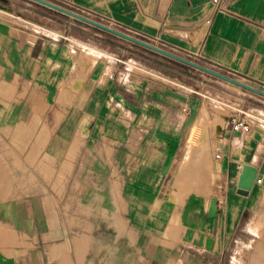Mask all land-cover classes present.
Instances as JSON below:
<instances>
[{"label": "crops", "instance_id": "0c3cea01", "mask_svg": "<svg viewBox=\"0 0 264 264\" xmlns=\"http://www.w3.org/2000/svg\"><path fill=\"white\" fill-rule=\"evenodd\" d=\"M26 1L159 59L136 61L115 46L92 47L111 60L97 59L69 110L58 93L82 65L71 57L65 29L23 19L8 9L9 0H0L1 11L7 7L17 22L0 20V68L9 71L2 80L17 78L9 107L0 94V264L229 263L235 233L261 212L264 132L255 127L241 135L223 127L216 185L205 182L182 205H164L169 167L204 96L194 84L169 86L164 79H181L164 75L168 68L160 62L213 76ZM44 1L264 92V0ZM132 64L156 77L132 73ZM85 115L88 136L76 142L71 159L64 141L78 133ZM56 150L64 156L51 157ZM190 152L181 166L190 164ZM244 165L263 179L246 196L237 188Z\"/></svg>", "mask_w": 264, "mask_h": 264}, {"label": "rangeland", "instance_id": "374dc122", "mask_svg": "<svg viewBox=\"0 0 264 264\" xmlns=\"http://www.w3.org/2000/svg\"><path fill=\"white\" fill-rule=\"evenodd\" d=\"M6 8L7 7H4V12L0 10V20L9 21V23H14V24L17 23L15 22L11 14H8V11ZM8 9L11 10V12H13L16 15L23 16L22 17L23 19H26V20L28 19L36 23L37 25H41L43 27L46 26L53 30H64L65 29L64 36L67 39H69L68 41L70 42L72 46L69 48V50L74 51L71 54V57H73L74 60L76 59L75 64H79V65L83 64V66L84 65L89 66L90 64L88 68H85L87 72H89L91 67L96 63L97 59L98 61H104V62L111 60V58L108 55L102 52H99L98 50H95L92 47L113 48V46H115L116 48L120 50L126 51L127 52L126 56L135 58L136 61L141 60V58H145L148 61H152L154 63L158 62L157 59L159 58H156V56L145 55V53L141 52L138 48H135L134 46H132L131 44L127 42H122V41L120 42L118 40H117L118 42L114 41L111 38H109V36L101 32H96L92 28H87L86 26L83 27V25H81L77 20H74L67 16L56 14L54 12H50L38 6H34L30 4L29 2H27L26 0H9ZM26 24L22 23L21 25L27 26ZM88 55L93 56L94 58L93 61H90V58H88L87 60L86 57ZM162 63L165 67L168 68L167 70L161 69L164 75L171 76L174 78L178 77L179 79H181L180 83L175 82V81H168L164 79V81L169 86L171 85L175 88H178L179 90H186V87H185L186 85H182L183 83L189 84V85L194 84L195 92L204 96V101L199 111H197L196 113L193 126L190 128L188 135H186L185 139L183 140L180 157H176L169 167L170 169L168 172L167 184H168V188L170 192H168L164 198V205H175V204L182 205L184 203L185 197L187 196L189 192H193L196 189L198 190L200 188V185L203 186L205 182L210 183L214 187L217 183L216 180L220 178V174H219V176L215 177L216 179H214L213 180L214 182H213L209 179V176H208L209 174H207L206 172V170L210 171L211 173L213 172V167L216 164L215 155L217 154V150L221 147L220 144H218V141H219L218 136L220 135L221 131L219 133H216L215 125L216 124L221 125V128L223 129V127H225L227 123L225 117L232 116L234 113H237V112L242 113L241 115L243 116V114H245V112L248 110H254V109L261 110L260 108L264 109V99L259 98L253 93L247 90L241 89L240 87L235 86L231 83L225 82L223 80H220L214 77H210L208 75H204L199 71H196V70L187 71L169 62L168 63L166 62L164 63V61L160 62V64ZM147 66L150 67V65H147ZM84 67L81 68V70L79 71H77V69L72 70V73L80 74V72L84 70ZM131 71L132 73H138V74L142 73L144 75L145 74L148 75L149 77L150 76L156 77L154 73H150L144 69H141L139 65L132 64ZM7 72L9 71H3L0 68V94L7 99L6 106L9 107V103L14 99L13 96L15 94L17 78H15L14 81L12 82L2 80L6 77L5 75L7 74ZM78 74L76 77H72L68 79V81L62 85L58 93L57 99L59 103H64L65 101H68L69 110L74 109L72 107V104L70 105V103L73 101L75 97L72 99L73 96H69L67 90L71 87V85L69 84H73V82L78 80V78H83L81 74L80 75ZM84 78L86 80L87 75ZM231 79L244 84V82L241 79H238V78H231ZM66 95L69 99H66L65 97ZM263 113L264 112H261V115H264ZM86 117L88 116L85 115L81 119L79 124ZM35 120L37 121L38 118L36 117ZM68 123H69V126H75L76 125L75 118L71 120V118L69 117ZM197 129H198V132H197L198 134L191 133L192 131L197 130ZM190 133H191V136H190ZM52 136H53L52 141L59 143L60 141L59 138L55 139L54 135ZM85 138L81 136L79 131L77 134H74V135H72V133H68L66 135V139L64 138L65 139L64 142L69 144V146L71 145L70 146L71 148L69 150V157H71V159L74 158V153H75L74 150L76 147V142H78L79 140H84ZM191 138H193L192 143H191V149H190V151H192V155H193V151L195 152V150L200 151L199 154L196 155L197 158L198 156L202 155V150L208 153L206 154V157H204V160L206 158V160H208V163L206 165H203V164L198 165L197 168L199 169L196 170L195 172L191 170V168L194 169L193 163L195 161V158L193 157L190 161L191 163L189 164L190 166L189 165L181 166V164H183L185 160L187 159V156H188L187 153L189 149V140ZM46 140L47 138L43 139V142H46ZM199 146H201V148ZM63 156H64V152L60 150L53 151L51 154V157H53L54 159L61 158ZM185 168H187L188 170L185 171ZM188 180H190L189 184L187 183ZM189 185L190 187L195 186V188L193 190L188 189ZM175 188H181L180 190L182 189L183 190L182 192H180L179 190L178 193H175L174 195H172L173 190ZM257 204H258L257 206L260 207L259 210H261V212L255 213L254 216L246 224L245 231L247 234L245 233V231H240V230H238L235 233L233 237V240H235V244H233L232 259L227 264H235L234 263L235 261L233 260H237V261L239 260V263L242 262L245 264L252 257H255L256 259H259V260L264 259V255L258 249H255L260 244L264 245V238L258 237L251 229V228L256 229L259 226H261L263 223L264 195L262 196V199ZM248 216L250 218L252 215L249 214ZM173 220L177 221L176 214H173ZM247 241H248V246L246 247L244 246V244L247 243ZM243 247H246V248H243ZM256 255H258L259 257H257ZM261 262L262 264H264V261H255V264H261Z\"/></svg>", "mask_w": 264, "mask_h": 264}, {"label": "water", "instance_id": "95a60500", "mask_svg": "<svg viewBox=\"0 0 264 264\" xmlns=\"http://www.w3.org/2000/svg\"><path fill=\"white\" fill-rule=\"evenodd\" d=\"M32 1L37 2L39 4H42L44 6H47V7L51 8V9H54V10L59 11L61 13H64V14H66V15H68L70 17H73L75 19L81 20V21H83L85 23H88V24H90L92 26H95V27H97L99 29L108 31V32H110V33H112V34H114L116 36H119V37H121V38H123V39H125V40H127L129 42H132L134 44H137V45H140L142 47H145V48H147V49H149L151 51H154L155 53H158L160 55L168 57V58H170L172 60H175V61H178V62H182V63H186V64H188V65H190V66H192V67H194V68H196V69H198L200 71H203V72H205V73H207V74H209V75H211L213 77H216V78H218L220 80H223L225 82L231 83V84H233L235 86L240 87L241 89L247 90V91H249V92H251L253 94H256V95L264 98V92H262L260 90H257L255 88L249 86V85L240 83V82L235 81V80H233V79H231V78H229L227 76L221 75V74H219L217 72H214V71L205 69L203 67H200V66H198L196 64H192L190 62H187V61L179 58L178 56H176V55H174L172 53H169V52L164 51L162 49H159V48H156L154 46H151V45H149V44H147L145 42H142V41H140L138 39H135V38L130 37L128 35H125L123 33L114 31V30H112L110 28H107V27L101 25V24L93 22V21H91V20H89V19H87L85 17H82V16L77 15L75 13H72L70 11H67V10H65V9H63L61 7H58V6L53 5L51 3H48V2H46L44 0H32ZM256 174H257L256 168H254L252 166H249V165H244L242 167V171L240 173L239 180H238V193L240 195L246 196L249 193V191L251 190V188L253 186Z\"/></svg>", "mask_w": 264, "mask_h": 264}, {"label": "bare ground", "instance_id": "6f19581e", "mask_svg": "<svg viewBox=\"0 0 264 264\" xmlns=\"http://www.w3.org/2000/svg\"><path fill=\"white\" fill-rule=\"evenodd\" d=\"M1 10V9H0ZM36 36V35H35ZM33 39H34V37H33ZM36 39V38H35ZM92 51H94V50H92ZM91 55V54H90ZM87 58V60H88V58H90V61H93V56H87L86 57ZM88 63V62H87ZM82 66H83V64H82ZM85 66V65H84ZM83 66V67H84ZM89 66H90V64H89ZM89 66H85L84 67V70L83 71H81L80 72V74L83 76V78H78V80H76V81H72L73 82V84H69V85H71V87L67 90V92H68V94H69V96H74L76 93H78L80 90H81V88H82V85H83V81L85 80V76L88 74V72H87V70H85V68H88ZM82 67V68H83ZM71 82V83H72ZM69 83H70V81H69ZM204 111H205V109H204ZM206 113V112H205ZM204 113V114H205ZM205 116V115H204ZM207 116H208V114H207ZM89 125H90V119L89 118H85L84 120H82V122L79 124V133L81 134V136L82 137H86L88 134H87V132H88V127H89ZM198 127V126H197ZM221 125H218V124H216L215 125V131H216V133H219L220 131H221ZM198 132V129L197 130H194V131H192L191 133L192 134H196ZM198 134V133H197ZM78 136H80V135H78ZM192 139L193 138H191L190 140H189V149H188V153H189V151H190V149H191V143H192ZM202 146V145H201ZM201 146H199L200 148H201ZM200 150V149H199ZM199 152L200 151H198V150H196L194 153H193V155H192V151L190 152V154H189V156L191 157V155H192V157L193 158H195V162L193 163V165H194V169H192L191 168V170L192 171H196V170H198L199 168H197V166L198 165H200V164H203V165H206L207 163H208V160H206V158H205V160H204V157H206V154H208V153H206V151L204 152L203 150H202V155L201 156H198V158H197V156L196 155H198L199 154ZM192 157H191V159H192ZM187 158H188V156H187ZM197 158V159H196ZM187 160V159H186ZM191 161V160H190ZM197 161V162H196ZM188 162V161H187ZM185 163V162H184ZM191 164V163H190ZM190 166V165H189ZM203 168V167H202ZM204 169V168H203ZM188 169L187 168H185V171H187ZM193 172V173H194ZM206 172H207V174H209L208 176H209V179L211 180V181H213L214 179H216L215 177L216 176H219V174H220V168H219V164H218V162H216V164L214 165V167H213V172L211 173L210 171H207L206 170ZM216 172H217V174H216ZM214 182V181H213ZM238 188V187H237ZM181 196V195H180ZM179 196V197H180ZM257 213V212H256ZM256 216V215H255ZM256 224H258V223H256ZM182 226V225H181ZM185 227V226H184ZM254 227V226H253ZM252 229V231L258 236V237H262V238H264V220H263V223H262V225L261 226H259L258 228H256V229H254V228H251ZM247 230H248V228H247ZM261 239V238H260ZM243 243V242H242ZM253 243V242H252ZM255 244V243H254ZM244 246H248V241H247V243H245L244 244ZM246 247H243V248H246ZM250 247V246H249ZM249 249V248H248ZM247 249V250H248ZM255 249H258L263 255H264V245H258V247L257 248H255ZM243 250V249H242ZM252 250H254V249H252ZM234 253H235V251H234ZM252 254V253H251ZM241 255V254H240ZM247 255V254H246ZM253 256V255H252ZM257 257H259L258 255H256ZM249 258V257H248ZM233 261H235L234 263L235 264H244V263H242V262H240L239 263V260L237 261V260H233ZM255 261H264V259H261V260H259V259H256L255 257H252V258H250L249 259V261L247 262V263H245V264H255ZM261 264H262V262H261Z\"/></svg>", "mask_w": 264, "mask_h": 264}, {"label": "built area", "instance_id": "2783aa9c", "mask_svg": "<svg viewBox=\"0 0 264 264\" xmlns=\"http://www.w3.org/2000/svg\"><path fill=\"white\" fill-rule=\"evenodd\" d=\"M72 53L74 51H71ZM264 114V113H263ZM247 117V118H246ZM246 118V119H245ZM226 125L231 128L234 132H238L241 135H248L252 128L257 127L262 132H264V115L258 110H248L243 114L242 119H237L234 115L226 117ZM264 141V135H263ZM220 159V154L215 155V160ZM262 164L264 166V155L262 158ZM262 177H257L255 179V184L260 185L262 183Z\"/></svg>", "mask_w": 264, "mask_h": 264}]
</instances>
